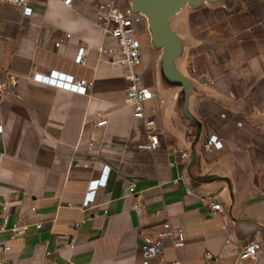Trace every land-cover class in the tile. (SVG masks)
<instances>
[{
	"label": "crops",
	"instance_id": "obj_1",
	"mask_svg": "<svg viewBox=\"0 0 264 264\" xmlns=\"http://www.w3.org/2000/svg\"><path fill=\"white\" fill-rule=\"evenodd\" d=\"M130 1L33 0L30 17L0 2V212L9 200V224L22 217L27 226L21 237L0 234L9 247L0 264H141L142 237L159 234L164 222L181 227L186 242L178 251L167 244V260L264 264V0L235 7L223 0L173 18L179 36L188 22L200 41L188 55L202 83L193 84L190 96L199 124L148 82L155 53L146 21L138 24L144 47L137 71L154 94L157 150L145 148L143 122L126 104V71L99 54L115 42L98 24V12ZM81 48L85 65L74 61ZM51 71L91 86L80 95L32 80ZM98 119L108 124L96 128ZM211 134L224 148L207 154L203 144ZM104 166L107 182L83 208L88 183ZM132 182L135 194L128 191ZM204 195L217 196L222 213L211 215ZM250 241L261 251L242 260Z\"/></svg>",
	"mask_w": 264,
	"mask_h": 264
},
{
	"label": "built area",
	"instance_id": "obj_2",
	"mask_svg": "<svg viewBox=\"0 0 264 264\" xmlns=\"http://www.w3.org/2000/svg\"><path fill=\"white\" fill-rule=\"evenodd\" d=\"M33 0H0L7 4L13 5L22 10V14L26 17H30L33 14V8L31 7ZM71 0H65L66 4H69ZM143 17L134 12L129 6L121 9L118 7H101L98 12L97 21L98 24L104 29V31L114 40L115 45L109 47L99 48V54L108 56L111 59V63L123 68L127 73L128 86L126 89L125 101L128 106L133 110V117L136 120L143 122L144 131L148 140L145 148L149 150H157L159 148V128L155 120L156 107L150 105V100L154 94L143 85L142 75L137 71V68L142 63L141 50L144 47V42L140 37L138 24L141 23ZM60 39L54 45L56 48H60L66 39ZM75 63L85 65V53L84 49L78 50L75 59ZM195 73V69H193ZM32 80L37 83L45 84L64 91L84 95L88 88L91 86L90 82L86 80L75 81L74 77L65 73L57 71H51L46 74L35 73L32 76ZM108 124L106 119H98L94 127L102 128ZM2 126H0V133H2ZM93 147V143L89 144ZM224 148L222 140L215 134L209 135L203 144V149L207 154H213ZM180 157L185 159L188 157V153L185 151L180 152ZM109 174V167H102L101 174L98 179L92 180L88 183L87 190L82 199V207L88 208L95 200L96 191L98 187H104ZM136 183L132 182L128 186L130 194L136 193ZM188 193H191L188 190ZM201 203L207 207L210 214L215 216L222 213L223 207L215 195H204L200 197ZM10 202L5 199L1 204L0 212V234L10 233L11 238L21 237L25 234L27 226L23 224V218L18 219V223L14 225L9 224V210ZM136 207H140L138 204ZM34 211V208H31ZM22 223V224H19ZM79 223H75L74 227L77 228ZM38 224L36 228H40ZM73 244V241L71 242ZM167 244L175 250H181L185 247V232L181 227L173 226L169 222L162 224V231L157 235H144L142 237L141 251V264H151L153 260L159 259L158 264H187L178 257L171 260H167L163 253ZM8 245L0 244V253L5 252L8 249ZM261 245L256 241H250L241 250L240 258L253 259L260 253ZM211 258L210 253L206 252L203 255L204 260Z\"/></svg>",
	"mask_w": 264,
	"mask_h": 264
},
{
	"label": "water",
	"instance_id": "obj_3",
	"mask_svg": "<svg viewBox=\"0 0 264 264\" xmlns=\"http://www.w3.org/2000/svg\"><path fill=\"white\" fill-rule=\"evenodd\" d=\"M223 0H131L130 7L147 23L153 47L161 51L160 68L163 79L171 86L181 89L182 115L192 123L199 124L190 111V96L194 89L190 76L177 66V60L184 54L181 37L172 29V20L186 6L197 8L202 4L216 5Z\"/></svg>",
	"mask_w": 264,
	"mask_h": 264
},
{
	"label": "rangeland",
	"instance_id": "obj_4",
	"mask_svg": "<svg viewBox=\"0 0 264 264\" xmlns=\"http://www.w3.org/2000/svg\"><path fill=\"white\" fill-rule=\"evenodd\" d=\"M244 0H230L233 4V7H235L239 2H243ZM200 7H207V9H211L209 7L211 4H202L201 6L197 8H190L189 6H186L183 11H186L189 13V11L198 9ZM194 26H198L197 21V14L194 18L193 22ZM180 33V37L183 41L184 45V51L185 53L182 54V56L177 60L176 64L178 68L186 75L190 76L192 78V83L197 87L199 84H202L199 82L198 79H196L197 73V66L190 62L188 59V55L192 50H195L199 45L200 41L197 39V37L193 34V32L190 29V25L187 22L185 26L179 27L178 29ZM190 33V34H189ZM150 48L154 51L155 54H153V58L151 59L152 62V69L151 73L147 75H151V77H147V80L149 83H154V86L156 88V91L158 94L163 95L168 99V102H172L175 104V107L180 111L181 110V103H182V93L181 89L177 86H171L169 85L162 77L161 74V68H160V61H161V51L157 50L153 47L151 40L149 41ZM193 69H195V73L193 72ZM145 80V78H144ZM197 102V101H196Z\"/></svg>",
	"mask_w": 264,
	"mask_h": 264
}]
</instances>
